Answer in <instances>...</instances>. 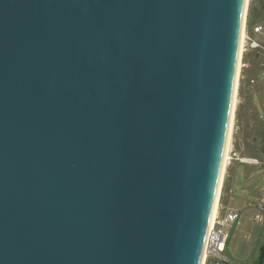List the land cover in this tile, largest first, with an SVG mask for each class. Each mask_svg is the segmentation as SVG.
<instances>
[{
    "label": "water",
    "instance_id": "1",
    "mask_svg": "<svg viewBox=\"0 0 264 264\" xmlns=\"http://www.w3.org/2000/svg\"><path fill=\"white\" fill-rule=\"evenodd\" d=\"M244 0H0V264H199Z\"/></svg>",
    "mask_w": 264,
    "mask_h": 264
},
{
    "label": "rangeland",
    "instance_id": "2",
    "mask_svg": "<svg viewBox=\"0 0 264 264\" xmlns=\"http://www.w3.org/2000/svg\"><path fill=\"white\" fill-rule=\"evenodd\" d=\"M257 24L262 25L260 32L255 28ZM252 39L264 45V0L247 1L243 52L228 146L230 158L216 213L217 217L220 212L222 218L235 213L237 219L224 227L228 236L222 258L218 261L209 259L207 264H264V51L258 54L261 59L256 65L247 67L244 61L254 62L258 50L252 46Z\"/></svg>",
    "mask_w": 264,
    "mask_h": 264
},
{
    "label": "bare ground",
    "instance_id": "3",
    "mask_svg": "<svg viewBox=\"0 0 264 264\" xmlns=\"http://www.w3.org/2000/svg\"><path fill=\"white\" fill-rule=\"evenodd\" d=\"M247 1L244 0V6H243V13H242V20H241V28H240V37H239V46H238V55H237V63H236V70H235V77H234V84H233V91H232V98H231V105H230V112H229V118H228V125H227V132H226V139H225V145H224V150H223V156H222V161H221V166H220V171H219V176H218V181L216 185V190H215V195H214V200H213V205H212V210H211V215L209 219V224L207 228V233L205 237V242H204V247L201 255V259L199 264H204L205 259H206V254H207V246L209 243V237L211 230L213 228V224L215 221L217 209L219 206V196L222 190V181H223V175L225 171V167L227 164V161L229 160V155H228V146L230 143V131H231V126H232V119H233V114H234V109H235V99H236V91H237V85H238V79H239V72H240V65H241V55H242V48H243V39H244V25H245V19H246V7H247Z\"/></svg>",
    "mask_w": 264,
    "mask_h": 264
},
{
    "label": "built area",
    "instance_id": "4",
    "mask_svg": "<svg viewBox=\"0 0 264 264\" xmlns=\"http://www.w3.org/2000/svg\"><path fill=\"white\" fill-rule=\"evenodd\" d=\"M255 28L257 31H260L262 29V26H257ZM244 160L249 159L244 158ZM236 219L237 214L235 213H228L226 217L222 218L221 213L218 212L214 226L210 233L209 243L207 246V259L205 264H207L209 259H214L215 261H218L219 258H222L223 252L225 251L226 247V239L228 236V234L225 232L224 227L228 222H234L236 221Z\"/></svg>",
    "mask_w": 264,
    "mask_h": 264
},
{
    "label": "crops",
    "instance_id": "5",
    "mask_svg": "<svg viewBox=\"0 0 264 264\" xmlns=\"http://www.w3.org/2000/svg\"><path fill=\"white\" fill-rule=\"evenodd\" d=\"M257 26H262L261 24H257L255 27H257ZM260 32V31H259ZM253 40V43H255V44H252V46H256V48H258V50H256V52H255V55H254V62L253 61H251V62H247L246 60L244 61L245 63H246V66L248 67L249 65H251L252 64V66H254V65H256V63L258 62V60L259 59H261V57L259 58V53L261 52V51H264V45H262V44H260V42L259 41H257V40H254V39H252ZM259 46V47H258ZM243 62V63H244ZM263 65H264V63H263ZM251 81H254V79L252 78L251 79ZM263 84V83H262ZM264 85V84H263ZM227 167V166H226ZM224 181H225V179H224ZM221 198H222V193H221ZM221 205H222V202H221V199H220V207H221ZM219 207V208H220Z\"/></svg>",
    "mask_w": 264,
    "mask_h": 264
}]
</instances>
